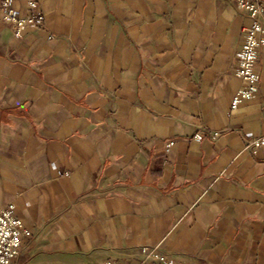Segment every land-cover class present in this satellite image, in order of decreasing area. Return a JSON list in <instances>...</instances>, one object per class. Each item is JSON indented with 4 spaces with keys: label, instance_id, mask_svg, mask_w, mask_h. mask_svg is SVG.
I'll list each match as a JSON object with an SVG mask.
<instances>
[{
    "label": "crops",
    "instance_id": "obj_1",
    "mask_svg": "<svg viewBox=\"0 0 264 264\" xmlns=\"http://www.w3.org/2000/svg\"><path fill=\"white\" fill-rule=\"evenodd\" d=\"M36 2L19 37L0 22V205L30 232L11 264H264V155L242 140L264 134V50L232 110L238 3Z\"/></svg>",
    "mask_w": 264,
    "mask_h": 264
},
{
    "label": "built area",
    "instance_id": "obj_2",
    "mask_svg": "<svg viewBox=\"0 0 264 264\" xmlns=\"http://www.w3.org/2000/svg\"><path fill=\"white\" fill-rule=\"evenodd\" d=\"M243 13L249 17L250 23L240 29V50L235 75L242 85L233 95L230 108L235 109L241 102L250 100L257 91L258 73L255 65L258 51L264 50V7L259 0H235ZM32 11L36 7V0H24ZM42 16L32 11L28 16L11 7V0H0V22L9 23L15 36L19 37L23 30L33 26ZM215 135L218 133L215 132ZM242 137V136H241ZM193 139H202L201 130L197 131ZM247 147L261 150L264 155V134L260 138L249 140L242 137ZM173 142L168 145L171 146ZM30 232L23 228L21 221L13 211V204L0 205V264H11L18 256L21 247V237L29 236ZM162 261V258H160Z\"/></svg>",
    "mask_w": 264,
    "mask_h": 264
}]
</instances>
